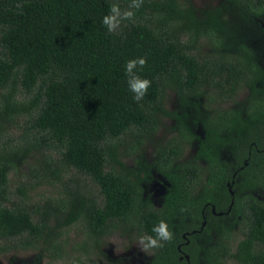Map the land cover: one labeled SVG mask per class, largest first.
I'll return each mask as SVG.
<instances>
[{
    "label": "trees",
    "instance_id": "16d2710c",
    "mask_svg": "<svg viewBox=\"0 0 264 264\" xmlns=\"http://www.w3.org/2000/svg\"><path fill=\"white\" fill-rule=\"evenodd\" d=\"M132 2L0 0V254L33 250L64 259L65 226L83 223L99 242L120 224L151 234L164 219L174 236L154 249L151 264H187V255L190 264H264V54L252 42L264 0L203 9L188 0H141L130 20L108 32L101 17L114 3L123 11ZM139 56L146 57L139 74L151 84L135 101L124 64ZM169 88L179 98L171 110ZM243 91L246 100L236 99ZM162 116L180 131L155 164L169 183L155 207L143 196L150 171L125 163L118 148L130 132L136 140L129 146L141 149ZM25 117L29 130L14 138ZM195 140V152L184 157ZM32 149L42 156L22 173L17 195L10 174L21 173ZM52 161L62 170L52 173ZM65 166L99 194L78 188L55 203L33 201L29 177L52 185Z\"/></svg>",
    "mask_w": 264,
    "mask_h": 264
},
{
    "label": "rangeland",
    "instance_id": "374dc122",
    "mask_svg": "<svg viewBox=\"0 0 264 264\" xmlns=\"http://www.w3.org/2000/svg\"><path fill=\"white\" fill-rule=\"evenodd\" d=\"M198 9H203L208 6H217L222 4L224 0H188ZM261 34L257 38H253V46L255 49L260 50L264 54V14L259 19ZM262 60V59H261ZM264 62V60H262ZM1 91V89H0ZM173 88L166 90V102L165 106L168 109H175L178 107L179 98L177 93ZM1 93V92H0ZM248 91L240 92L236 99L246 100ZM203 99H201V102ZM27 117L18 120L15 125H18L13 136H22L24 131L29 130V126L25 125L27 122ZM175 124L174 118L170 116H162L160 124L154 133H149V136L145 138L141 149L136 152L132 150L129 146L134 145L136 140L133 134L130 132L126 135V141H123L119 146V153L121 159L128 165H134L135 161L138 163L145 164L144 168H148L150 171L149 176H146L145 181L142 183L143 196L150 197L151 202L155 207H160L163 203L164 195L167 191V185L169 184L165 177L158 173L155 169V164L158 159L160 151L163 147L168 144V141L172 135H178L179 127ZM195 134L198 136H203V127L197 125L195 127ZM198 140V139H196ZM196 140L189 145L186 150L184 157L193 154L196 150ZM117 139H114L116 142ZM52 153L59 157V153L52 146ZM41 153L32 149L30 155L24 159L21 164V173L10 174V190L17 193V185L24 179H27V175L22 173L27 172L37 159L41 158ZM61 157V155H60ZM63 163L61 161H52V173H55V169L62 170ZM66 172L63 176L55 178L52 176V185L48 183H42L37 185L36 179L34 177H29L32 179L27 183L29 186V195H32L33 201H43L48 197H52L55 203L56 199L64 197L67 193L75 192L78 188L81 190L89 191L92 194L98 195L99 188L97 185L93 184L91 180L78 172L75 169H69L65 166ZM21 175V176H20ZM29 176V175H28ZM51 178V175L46 177ZM255 195L261 196L262 192H254ZM17 195H19L17 193ZM66 231L67 243V254L64 259L52 260L48 257L39 256L37 251H11L8 253L0 254V264H65L77 257H80L87 261L89 264H151V259L154 255V250L143 251L137 244V237L145 233L138 230V228H133L131 223L120 224L118 227L114 228L110 235H105L100 237V241L97 242L94 235L91 234L83 223L77 222L73 225L63 227ZM242 238L239 235L238 240Z\"/></svg>",
    "mask_w": 264,
    "mask_h": 264
},
{
    "label": "clouds",
    "instance_id": "9594fccd",
    "mask_svg": "<svg viewBox=\"0 0 264 264\" xmlns=\"http://www.w3.org/2000/svg\"><path fill=\"white\" fill-rule=\"evenodd\" d=\"M141 0H133L127 10H121L118 4H112L107 14L101 17V23L106 26L108 32L118 29L124 20H130L134 16L132 8H138ZM146 64V57L139 56L128 59L124 64L127 89L133 94L135 101H140L145 96L151 81L140 75V70ZM174 233L166 220L161 219L151 228V234L142 233L137 237V244L143 251L162 248L165 242L173 239Z\"/></svg>",
    "mask_w": 264,
    "mask_h": 264
},
{
    "label": "water",
    "instance_id": "95a60500",
    "mask_svg": "<svg viewBox=\"0 0 264 264\" xmlns=\"http://www.w3.org/2000/svg\"><path fill=\"white\" fill-rule=\"evenodd\" d=\"M230 191H231L232 194H234V191L232 190L231 186H230ZM214 212L216 213L215 209H214ZM219 214H223V213L220 212ZM187 259H188V263L187 264H190L188 255H187Z\"/></svg>",
    "mask_w": 264,
    "mask_h": 264
},
{
    "label": "flooded vegetation",
    "instance_id": "af4514ba",
    "mask_svg": "<svg viewBox=\"0 0 264 264\" xmlns=\"http://www.w3.org/2000/svg\"><path fill=\"white\" fill-rule=\"evenodd\" d=\"M229 186H231V184H229Z\"/></svg>",
    "mask_w": 264,
    "mask_h": 264
}]
</instances>
